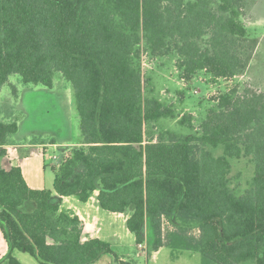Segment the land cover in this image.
Segmentation results:
<instances>
[{
  "label": "trees",
  "instance_id": "1",
  "mask_svg": "<svg viewBox=\"0 0 264 264\" xmlns=\"http://www.w3.org/2000/svg\"><path fill=\"white\" fill-rule=\"evenodd\" d=\"M0 0V93L9 77L54 86L61 72L74 89L81 144L54 166V188L29 185L22 167L0 165V228L8 244L0 264H20L21 250L39 264H96L115 258L110 242L82 240L84 225L63 197L126 213V226L151 250L198 251L202 264H264V92L238 85L215 99L191 133L146 127L175 117V107L146 92L141 46L152 58L176 57L189 83L204 71L230 79L248 65V0ZM150 82V80H148ZM17 120H0V163ZM223 146L215 156L210 148ZM249 157L251 187L231 186L232 160ZM58 195V198L54 196ZM34 201L32 212L22 210ZM163 217L179 223L167 243ZM196 226L197 238L185 227Z\"/></svg>",
  "mask_w": 264,
  "mask_h": 264
},
{
  "label": "rangeland",
  "instance_id": "2",
  "mask_svg": "<svg viewBox=\"0 0 264 264\" xmlns=\"http://www.w3.org/2000/svg\"><path fill=\"white\" fill-rule=\"evenodd\" d=\"M214 4L216 1L214 0ZM243 21L248 29L249 43L254 45L250 51L247 68L234 78L215 79L204 71L199 72L189 83L185 82L176 68V57L166 56L152 58L144 46H141V66L146 79V92L153 90V94L162 101L173 104L175 117L161 119L146 127L145 140L151 134L158 135L161 130H172L181 134L191 133L187 125L180 124L184 115H192V124L198 128L206 111L214 105L215 99L229 89L238 85L240 90L250 86L264 92V0H248L244 10ZM150 80V82H148ZM0 119L5 121L17 120L19 131L10 137L14 143L30 142L33 138L45 140L49 143L46 154L40 158L37 146L18 148L14 157H4L1 167L9 169L11 164H22L26 173L31 177L35 171L36 179L30 178L35 188H54V166L60 164L67 149L81 144L80 116L77 111L74 89L72 84L64 78L61 72H56L52 88L32 83H24L19 74L9 77V82L3 85L0 93ZM215 156L224 153V147L210 148ZM20 150L22 152L20 153ZM255 166L249 157L232 160L230 183L237 193H244L253 182ZM56 197V193H54ZM96 196V193L95 195ZM25 212H32L36 208L34 201H25L21 207ZM162 238L167 243L171 234L178 231L179 223L165 219L163 222ZM186 236L197 238L199 230L196 226L185 227ZM143 246L133 241L130 246L133 253L140 251L139 264H172L178 251L166 250L159 258L152 260L150 256L153 240L150 234ZM173 254V256H172ZM196 257H181L179 264H202L199 252ZM14 256L20 264H39L29 253L16 250ZM117 256V255H116ZM113 264H118L119 257H112ZM130 262V261H129ZM243 264H254L245 262Z\"/></svg>",
  "mask_w": 264,
  "mask_h": 264
},
{
  "label": "crops",
  "instance_id": "3",
  "mask_svg": "<svg viewBox=\"0 0 264 264\" xmlns=\"http://www.w3.org/2000/svg\"><path fill=\"white\" fill-rule=\"evenodd\" d=\"M44 141L45 140L38 139L35 137L32 141H30L35 143H29V141H26V143H14V141L9 140V144L7 145L9 155L7 157H14L18 153V148L37 146L40 149V152L36 153V155L37 157L42 158L46 154L47 146L49 145V143H46ZM71 148L67 149V151ZM21 152L22 150H20V153ZM19 165L22 167L24 176L27 179L29 185L33 188L38 187L33 185L30 179L32 178L35 181V171L33 173L31 172V177H29L26 173L24 165ZM97 194L98 192H96V196ZM96 196H93L85 203L79 201V199L74 196L63 197L62 207L72 210L83 221V241H86L91 238H100L106 240L111 243L114 252L119 257L118 264H139L138 258L142 256V253L140 251L133 253L130 247L133 241H136V237L132 232H130V230L126 226V221L129 217V214L115 213L101 209L98 205ZM56 197L58 198V195ZM23 205L24 203L22 204V206ZM168 249H171L173 252L178 251V253L175 254L173 258L174 260L172 261V264H179L181 257H196L195 253L198 252L194 250L175 249L170 246H163L157 251L153 250L149 257H151L152 260H156L159 258V255H161ZM7 251L8 244L0 228V259L7 254ZM112 257L114 256H105L101 261L96 264H113Z\"/></svg>",
  "mask_w": 264,
  "mask_h": 264
},
{
  "label": "built area",
  "instance_id": "4",
  "mask_svg": "<svg viewBox=\"0 0 264 264\" xmlns=\"http://www.w3.org/2000/svg\"><path fill=\"white\" fill-rule=\"evenodd\" d=\"M166 217H163V221H162V230L164 229V226H163V222L165 221ZM140 246H143V243H140L139 244Z\"/></svg>",
  "mask_w": 264,
  "mask_h": 264
}]
</instances>
